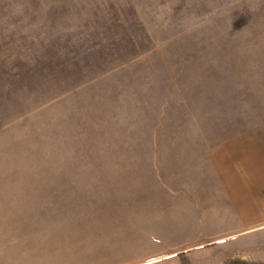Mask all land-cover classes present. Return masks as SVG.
I'll use <instances>...</instances> for the list:
<instances>
[{"label":"rangeland","instance_id":"1","mask_svg":"<svg viewBox=\"0 0 264 264\" xmlns=\"http://www.w3.org/2000/svg\"><path fill=\"white\" fill-rule=\"evenodd\" d=\"M0 264H264V0H0Z\"/></svg>","mask_w":264,"mask_h":264}]
</instances>
